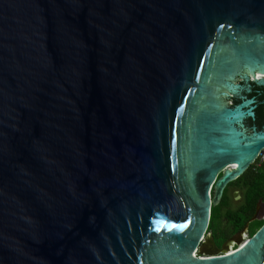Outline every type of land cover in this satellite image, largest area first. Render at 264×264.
I'll use <instances>...</instances> for the list:
<instances>
[{
  "label": "water",
  "instance_id": "obj_1",
  "mask_svg": "<svg viewBox=\"0 0 264 264\" xmlns=\"http://www.w3.org/2000/svg\"><path fill=\"white\" fill-rule=\"evenodd\" d=\"M263 156L264 0H0V264H264Z\"/></svg>",
  "mask_w": 264,
  "mask_h": 264
},
{
  "label": "flooded vegetation",
  "instance_id": "obj_2",
  "mask_svg": "<svg viewBox=\"0 0 264 264\" xmlns=\"http://www.w3.org/2000/svg\"><path fill=\"white\" fill-rule=\"evenodd\" d=\"M259 164V165H258ZM264 164V156L260 157L254 165H252L250 168L256 166V168L254 169L255 172H253L252 174H256L257 175H263L264 174V170L262 169V165ZM247 172L244 173V175ZM244 175H242L241 177L237 178L234 182L231 183V185L228 187V189L223 193V196L221 198L220 203L213 207L212 209V213H211V220L209 223V227H208V231L205 235V238L203 239V241H201V244L207 242L208 240H210L211 238L214 240L215 245L217 247V249L219 251H222L224 246L227 245L229 247V251L228 253L237 251L241 248V246L236 245L235 241H233V238H239L241 239L244 231L247 229L249 223H251L252 219L255 217V215L257 214V210H260V214H259V218L263 217L264 218V198H260L255 205V210L253 215L251 216V218L244 224L242 225L239 230L232 236H228L226 235V233H224V231L222 228H219V226H215L214 224V217H213V210L214 208L218 207L221 205L222 202L225 201L226 198H230L232 199V201L234 203H236L237 205L240 206V209H242V211H244L245 209L248 208V202L245 200L244 198V192L250 188L249 187V182H250V178L248 179H243ZM214 196H215V190L213 189L211 191V202H213L214 200ZM259 223L260 222H264L262 220H257ZM264 224V223H263ZM230 232V229H227ZM252 229H248L245 234H246V238L247 241L249 239H251L254 235L252 234ZM228 236V237H227ZM245 242V241H244ZM243 242V243H244ZM195 254H198V251H196Z\"/></svg>",
  "mask_w": 264,
  "mask_h": 264
},
{
  "label": "trees",
  "instance_id": "obj_3",
  "mask_svg": "<svg viewBox=\"0 0 264 264\" xmlns=\"http://www.w3.org/2000/svg\"><path fill=\"white\" fill-rule=\"evenodd\" d=\"M255 168L256 166L248 169L242 178V180L250 178V188L244 192V198L248 202V208L242 211L240 206L228 197L220 206L213 210L215 226L218 225L219 228L226 230L224 233L228 236L234 235L251 218L255 210L256 202L260 198H264V174H256L255 176V174H252L255 172ZM262 169L264 170V164L262 165ZM263 223H259V229L264 225ZM227 229H230V232ZM252 234L254 235L253 231Z\"/></svg>",
  "mask_w": 264,
  "mask_h": 264
},
{
  "label": "bare ground",
  "instance_id": "obj_4",
  "mask_svg": "<svg viewBox=\"0 0 264 264\" xmlns=\"http://www.w3.org/2000/svg\"><path fill=\"white\" fill-rule=\"evenodd\" d=\"M247 241H245L244 243H246ZM232 252L230 251L228 254H231Z\"/></svg>",
  "mask_w": 264,
  "mask_h": 264
},
{
  "label": "rangeland",
  "instance_id": "obj_5",
  "mask_svg": "<svg viewBox=\"0 0 264 264\" xmlns=\"http://www.w3.org/2000/svg\"><path fill=\"white\" fill-rule=\"evenodd\" d=\"M259 165V164H258ZM258 165H256V166H258ZM244 243H242V245H243ZM242 245H240V246H242Z\"/></svg>",
  "mask_w": 264,
  "mask_h": 264
}]
</instances>
